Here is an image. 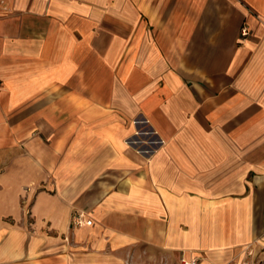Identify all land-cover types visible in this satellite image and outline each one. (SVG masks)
Returning a JSON list of instances; mask_svg holds the SVG:
<instances>
[{
	"label": "crops",
	"instance_id": "0c3cea01",
	"mask_svg": "<svg viewBox=\"0 0 264 264\" xmlns=\"http://www.w3.org/2000/svg\"><path fill=\"white\" fill-rule=\"evenodd\" d=\"M183 258L264 264V0H0V264Z\"/></svg>",
	"mask_w": 264,
	"mask_h": 264
},
{
	"label": "built area",
	"instance_id": "2783aa9c",
	"mask_svg": "<svg viewBox=\"0 0 264 264\" xmlns=\"http://www.w3.org/2000/svg\"><path fill=\"white\" fill-rule=\"evenodd\" d=\"M243 36H247L248 35V32L246 29L243 30ZM72 223H73V226L74 227H77V228H82V227H85V226H90L92 225V221L91 220H88L85 213H76L74 216H73V219H72ZM182 264H198V260L197 259H182Z\"/></svg>",
	"mask_w": 264,
	"mask_h": 264
}]
</instances>
